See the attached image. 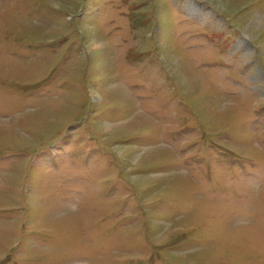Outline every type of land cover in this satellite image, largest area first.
I'll use <instances>...</instances> for the list:
<instances>
[{"label": "rangeland", "instance_id": "1", "mask_svg": "<svg viewBox=\"0 0 264 264\" xmlns=\"http://www.w3.org/2000/svg\"><path fill=\"white\" fill-rule=\"evenodd\" d=\"M0 264H264V0H0Z\"/></svg>", "mask_w": 264, "mask_h": 264}]
</instances>
